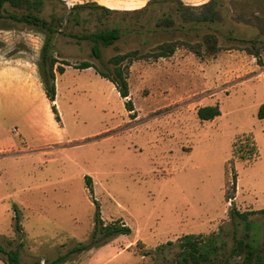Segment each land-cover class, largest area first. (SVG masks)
<instances>
[{"label":"rangeland","instance_id":"1","mask_svg":"<svg viewBox=\"0 0 264 264\" xmlns=\"http://www.w3.org/2000/svg\"><path fill=\"white\" fill-rule=\"evenodd\" d=\"M148 1L43 0L40 11L31 10L57 30L51 42L54 67L62 65L65 72H55L59 121L40 88L32 99L36 110L24 96L7 95L0 107V245L18 249L22 264H48L88 243L94 199L106 223L123 221L131 233L72 253L62 264H174L179 238L186 234L215 238L222 245L216 261L243 260V255L231 254L244 228L230 211L264 210V118L257 116L264 103V48L258 49L259 64L242 49L254 51L255 43L219 35L215 51L212 40L200 36L202 44L195 47L201 54L183 44L166 58L124 61L134 114L126 110L115 85L93 67L73 66L89 61L108 72L112 55L134 49L147 53L156 39L149 36L151 42L144 44L135 33L124 32L114 45H100V58H95L91 43L77 36L114 26L117 20L145 23L152 14L103 16L77 5L96 2L131 11ZM182 1L200 5L209 0ZM161 5L155 3V14L160 15ZM26 12L8 3L0 6V48L6 55L27 58L25 64L39 76L46 35L12 18ZM227 12L238 22L235 35L262 36L255 18L263 17L264 24V0H227L226 23ZM215 104L219 116L198 118L199 107ZM248 133L258 156L243 161L237 153ZM85 175L92 178L93 195ZM249 219L250 240L259 253L264 215ZM0 264L6 263L0 258Z\"/></svg>","mask_w":264,"mask_h":264},{"label":"trees","instance_id":"2","mask_svg":"<svg viewBox=\"0 0 264 264\" xmlns=\"http://www.w3.org/2000/svg\"><path fill=\"white\" fill-rule=\"evenodd\" d=\"M227 0H209L200 5H187L182 0H149L144 7L140 9H134L131 11H118L110 9L106 6L97 4L96 2L84 3L77 5L76 8H90L93 11L99 12L101 15L107 14H119V15H132L135 17L146 10L150 11L152 16H149L145 23L140 21H133L131 24H123L121 20L116 21V25L111 27L102 28L97 31L83 33L77 36L78 40H87L91 43V53L93 57L100 58V45L105 47L112 46L118 41L124 32L135 33L141 42L146 44L151 42L149 36L156 38L153 42L155 45L151 51L147 53H141L140 50L134 49L124 53H116L108 59V63L111 65V69L108 72L99 70L92 62L81 61L74 66L77 69H86L93 67L96 72L108 79L113 83L120 95L124 99V106L127 111L134 114V105L129 97V85L125 70L123 68L124 61L128 59H141L144 57L149 58H166L174 54L179 45H187L191 48H195L196 54H201L195 45L201 46V40H212L213 44L211 49H218V36H224L228 41L247 42L249 44H256V50L250 51L245 47L242 48L249 53L257 57V62L262 63L261 57L258 53V49L264 48V24L263 17L256 16L255 24L260 27L262 36L259 38H241L235 35V25L238 23L232 12H227V21L225 22L223 15V9H225ZM8 3L10 6L19 9H27L25 14L21 16H12L17 21L25 22L28 25H32L40 32L46 35L45 43L41 52V65L39 66V77L43 84L46 97L49 101L50 108L54 114L56 121L60 120L55 101L56 86H55V72L62 74L64 67L62 65L55 66L57 59L52 55L51 42L54 34L57 30L53 27L52 21H46L31 12L32 9L40 11L43 5V0H0V6ZM154 3V4H153ZM155 3L162 4L160 7L164 8L160 12V15L155 14ZM159 7V8H160ZM227 11V10H226ZM1 17V15H0ZM220 24L216 26V23ZM222 23V24H221ZM154 26L151 27L150 25ZM230 24V25H229ZM226 25V26H225ZM223 26V27H222ZM235 26V27H233ZM223 28H225L223 30ZM163 33L166 38L162 39L158 34ZM212 50V51H213ZM60 64L71 65L68 62H61ZM131 113V114H132ZM221 114L220 108L217 104L205 105L197 109V116L200 120H212ZM258 118H264V103L261 104L257 111ZM245 138L241 142V147L237 156L243 161H249L250 159L258 156V149L253 135L250 133L243 135ZM85 183L88 191L93 195L92 178L88 175L84 176ZM227 200H232V196H227ZM94 205L96 208L94 229L91 235V239L88 243L78 244L68 250L65 254L57 256L48 264H62L65 263L70 254L76 252L86 251L88 249L99 247L109 242L113 237L118 235H128L131 233V228L123 221L116 220L106 223L100 216L99 205L94 199ZM260 213L264 215V210H249L238 211L231 209L230 215L233 218L238 217L243 224L244 234L235 239V243L232 247L231 254L234 256L243 255L241 263L234 264H264V233L260 252L257 253L252 241L250 240V230L252 228V222L249 219L251 214ZM18 222V220H17ZM20 228V227H18ZM102 241L101 243H99ZM139 242V241H138ZM178 257L175 259L174 264H229L227 262L216 261L214 258L219 254V250L222 245L216 243L215 238L203 239V237L195 234H186L179 238ZM0 252L4 257H0L6 264H22L20 261L18 249L6 250L0 245Z\"/></svg>","mask_w":264,"mask_h":264},{"label":"crops","instance_id":"3","mask_svg":"<svg viewBox=\"0 0 264 264\" xmlns=\"http://www.w3.org/2000/svg\"><path fill=\"white\" fill-rule=\"evenodd\" d=\"M27 60L28 59L22 55H6L2 50L0 51V107L3 105L7 95L12 99H21V97L24 96L27 97L26 99H31V105L33 103L34 109L36 110V108H38L37 100L34 101L32 99H34V95H36L37 98L39 88L41 93L46 97L43 84L37 75L36 69L33 68L30 70L25 64ZM23 78L26 86L23 85ZM28 96L30 98H28Z\"/></svg>","mask_w":264,"mask_h":264}]
</instances>
